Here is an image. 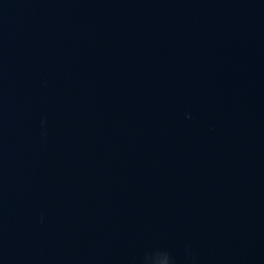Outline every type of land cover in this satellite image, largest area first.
Returning a JSON list of instances; mask_svg holds the SVG:
<instances>
[{"label":"water","instance_id":"95a60500","mask_svg":"<svg viewBox=\"0 0 264 264\" xmlns=\"http://www.w3.org/2000/svg\"><path fill=\"white\" fill-rule=\"evenodd\" d=\"M0 264H264V0H0Z\"/></svg>","mask_w":264,"mask_h":264}]
</instances>
